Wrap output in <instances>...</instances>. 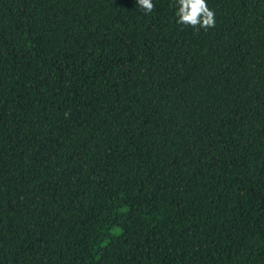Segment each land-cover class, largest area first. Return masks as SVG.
I'll list each match as a JSON object with an SVG mask.
<instances>
[{
    "label": "trees",
    "instance_id": "trees-1",
    "mask_svg": "<svg viewBox=\"0 0 264 264\" xmlns=\"http://www.w3.org/2000/svg\"><path fill=\"white\" fill-rule=\"evenodd\" d=\"M0 0V264H264V0Z\"/></svg>",
    "mask_w": 264,
    "mask_h": 264
},
{
    "label": "clouds",
    "instance_id": "clouds-1",
    "mask_svg": "<svg viewBox=\"0 0 264 264\" xmlns=\"http://www.w3.org/2000/svg\"><path fill=\"white\" fill-rule=\"evenodd\" d=\"M178 9L175 13L177 23L192 27L196 31L215 27V13L211 10L206 0H176ZM145 14L155 9L153 0H138Z\"/></svg>",
    "mask_w": 264,
    "mask_h": 264
}]
</instances>
